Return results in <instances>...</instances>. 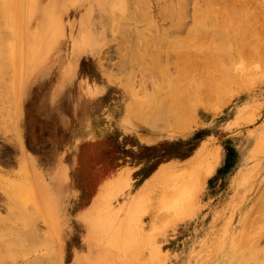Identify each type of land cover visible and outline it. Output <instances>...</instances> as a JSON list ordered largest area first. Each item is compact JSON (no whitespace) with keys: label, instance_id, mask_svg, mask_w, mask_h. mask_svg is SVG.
I'll return each instance as SVG.
<instances>
[{"label":"rangeland","instance_id":"obj_1","mask_svg":"<svg viewBox=\"0 0 264 264\" xmlns=\"http://www.w3.org/2000/svg\"><path fill=\"white\" fill-rule=\"evenodd\" d=\"M109 1L111 3H106V0L105 3L102 0H0V264H63L62 261L56 260V246L47 232V222L52 223L54 218L50 217L49 220V216L40 209L35 172L31 171L26 157L24 124L27 131L33 129L38 133L42 130L44 138L54 137V125L44 118L47 110L39 108L36 97L29 95L30 88L38 80L45 79L50 85L48 92L51 103L68 97L74 99L75 104L82 96V91L75 86L65 85L70 78L89 84L105 85L106 92L101 101L90 106L91 114L98 116L103 105L112 118L118 115L125 118L124 125L128 129L157 135H170L166 132L167 129L163 128L178 127L183 119V122L191 123L189 131L186 135L173 134L177 137L176 140L179 136L190 137L199 131L204 135L206 131L209 135L202 145L207 144L214 149L216 162L212 174V167L205 162L202 166L197 165L189 170L186 169V164L175 163L157 178L146 182L145 185L151 184L144 192L140 190L135 198L132 194L138 191L153 165L137 172V181L134 182L132 171L142 162V156L128 150L127 167L122 171L121 182L113 184L111 190L127 191L121 200L130 201L131 208L127 213V224L120 232H127L125 245L133 246L137 255L142 256L141 264H175V260L180 256H185L184 264H264V207L263 210L260 207L264 205V72L259 73L264 70V59H261L264 56V46H260L264 45V0H240L246 1L245 6V3H239V0H229L230 5L227 0V6L231 7L226 6L225 0H210L212 5L206 0H136L138 5L141 6L140 2L142 3L143 9L139 8L140 11L135 8L140 6H137L134 0ZM214 1L217 6H214ZM206 2L210 4V8L213 7L211 12H207L209 6L207 7ZM221 4H225L226 8ZM16 6L18 11L14 9ZM126 9L132 20L136 16L133 20L136 22L128 21L125 24V17L128 15ZM234 10L236 16L238 14L237 17ZM203 11L207 16L203 15ZM141 15L142 19L145 17L143 20L139 17ZM208 16L212 19L211 24ZM214 17L217 18V26ZM206 18L208 21H205ZM10 19L16 22L13 28L8 26ZM219 19L223 27H219L222 25ZM245 23H248L249 27ZM152 24L154 27H150ZM201 25L205 26L204 28L209 25L210 27L203 29ZM125 26H129L128 29H125ZM194 27L197 30H194ZM235 27L238 30H235L233 35L231 33ZM252 31H257L256 34L259 35L254 34L257 38L252 37ZM135 32H138L136 34L140 37H137ZM228 32L230 33L227 34ZM246 34L251 38V42ZM220 37L221 41L216 43L220 45L222 42L223 45L228 41L231 50L228 43L224 44L223 48L222 45L212 44ZM144 39H147L146 42ZM247 39L250 44L253 41L256 43L251 44H254L255 48L249 47V42L246 43L249 44V49L246 48L243 41ZM197 40V43L200 42L199 49L195 48L199 46ZM236 42L238 46L235 45ZM174 45L178 54L173 48ZM235 46L239 48L237 51ZM181 47L182 50L185 47L187 50L183 52ZM203 49L206 52H203ZM208 49H211L210 53ZM246 49L252 51V55L248 50L245 53ZM259 51L263 56L259 55ZM221 52L223 53L219 54ZM243 53L245 57L248 53L249 58L247 56L246 61ZM195 55H209L206 57L209 60L211 56V60L208 62L205 57L206 62L197 56L195 59ZM241 57L244 59H240V62ZM193 59L195 62H203L195 64ZM247 59L252 63H260H255L254 66ZM247 61L250 62V67ZM186 63L187 66L190 65L187 69ZM192 63L195 64L193 67ZM201 63L203 67L199 65ZM236 64V68L242 66L236 69ZM160 66L165 68L158 71ZM180 66L189 72L187 76V72L184 73ZM224 69H228L231 75L236 72L238 77H234L236 74L230 76ZM160 72L164 74L161 75ZM206 74L209 77H205ZM66 76L67 81L61 80ZM225 76L228 79H225ZM188 77H191L192 81ZM237 78L243 84V89L237 84L239 82L233 81H237ZM188 79L190 81H187ZM208 79L212 80L205 83ZM57 80L60 84L55 87ZM216 81L221 82L217 84ZM198 82H203V85L200 87ZM193 84L200 88L197 86L198 89H194ZM206 84L211 86L207 87ZM187 87H193L187 96L190 101L187 98L188 102L183 103L187 101L184 97L186 90H189H184ZM183 90L186 91L184 95ZM202 91L206 95L202 94ZM177 92L178 99L174 97L178 95ZM208 92L211 93L208 95ZM180 93L185 99L181 100ZM203 99H207L208 103L204 101V104ZM222 99L225 101L223 104ZM198 104L210 105V109L198 107ZM176 108L175 113L172 110ZM184 110H187V114H184ZM188 110L191 111L190 114ZM67 114H71V107L65 115ZM213 120L214 128L210 125ZM58 135L64 141L68 140L67 133H60L59 127ZM42 152L47 154L49 151ZM54 152L52 150L53 155ZM149 155L152 153L143 152L144 158ZM84 161L82 159V162ZM143 161L140 169L145 167L147 162L144 159ZM221 166L229 167V170L221 171ZM48 167V164H45L42 169L47 176L50 170ZM33 170L35 171L34 168ZM86 170L83 165L74 167V175L80 178L75 181L74 189L84 192L88 190L90 196L96 192L102 174H92ZM199 177L203 183L194 187ZM183 182L184 187L181 186ZM188 183L193 185L189 188L197 189L192 194V190L186 189ZM182 187L184 198L182 195L174 196L184 199L186 204L183 200L180 201L185 205L181 204L178 198V201L173 198V194ZM44 193L47 194V191ZM185 194L189 195L190 201ZM88 198L86 196L83 202L88 201ZM115 201L118 202V199L115 198ZM44 204L48 205V201ZM50 204L53 206L52 202ZM256 210H259V213ZM52 233L53 231L51 235ZM75 264L113 263L78 260Z\"/></svg>","mask_w":264,"mask_h":264},{"label":"crops","instance_id":"obj_2","mask_svg":"<svg viewBox=\"0 0 264 264\" xmlns=\"http://www.w3.org/2000/svg\"><path fill=\"white\" fill-rule=\"evenodd\" d=\"M65 79L67 81L68 77L61 78ZM59 84L57 80L55 87ZM65 85L75 86L82 91V96L75 104V100L70 99V115L57 116V120L44 116L56 129L54 137L44 138L42 130L38 133L33 129L27 131L24 124L26 157L31 171L35 172L40 209L49 216V220L50 217L54 218L52 223L47 222V232L56 246V260L62 261L63 264H75L78 260L141 264L142 256L137 255L133 246L125 245L127 232H120L127 224V213L131 208L130 201L121 200L127 191L111 190L113 184L121 182L122 171L127 167L128 150L142 156V162L132 171L134 182L137 181V172L153 165L138 191L132 194L135 198L145 183L158 177L162 170L175 163L188 164L209 135L206 131L205 135L199 131L190 137L179 136L176 140L177 137L171 133L157 135L128 129L124 125L125 118L121 115L112 118L103 105L98 116L89 112L91 104L101 101L105 95V85L89 84L74 78H70ZM58 127L60 133H67V141L58 135ZM143 136L151 141H144ZM44 150L49 152L44 154ZM52 150L55 151L54 155ZM143 152H151L152 155L144 158ZM82 159L85 161L82 162ZM143 159L147 162L145 167L140 169ZM50 162L54 165L53 176L45 175L42 170L43 166ZM76 165L86 166V171L92 174H102L94 194L88 196V190L84 192L74 189L75 181L80 180L74 175ZM220 170H229V167L221 166ZM88 180L91 181L90 178ZM88 186L90 188V185ZM44 191H47V194ZM86 196L89 197L88 201L83 202ZM46 200L48 205L44 204Z\"/></svg>","mask_w":264,"mask_h":264},{"label":"bare ground","instance_id":"obj_3","mask_svg":"<svg viewBox=\"0 0 264 264\" xmlns=\"http://www.w3.org/2000/svg\"><path fill=\"white\" fill-rule=\"evenodd\" d=\"M102 1H103V3H105L104 0H102ZM126 1H127V0H126ZM134 1H136V0H134ZM139 1H141V0H139ZM206 1H208V3L210 2L211 5H212V2H211L212 0H211V1H210V0H206ZM215 1H216V0H215ZM215 1H214V2H215ZM219 1H221V0H219ZM222 1H223V0H222ZM228 1H229V0H228ZM232 1H235V0H232ZM242 1H244V0H242ZM242 1L240 2V0H239V3H243V4H244V3L246 2V1H245V2H242ZM141 2H143V0H142ZM141 2H140V4H141V6H140V5H138V2L136 1L137 6H140V7H135V8H137L139 11H140L139 8H142V3H141ZM204 2H205V1H204ZM226 2H227V0H225V4H226ZM229 2H230V3H229ZM229 2H227V4L229 3V4L231 5V1H229ZM247 2H249V1L247 0ZM106 3H111V2H110L109 0H106ZM206 3H207V2H206ZM206 3H205V5H204V4H203V5L206 6V5L208 4V3H207V4H206ZM223 3H224V2H223ZM234 3H235V2H234ZM236 3H238V1H237ZM236 3H235V4H236ZM239 3H238V4H239ZM213 4H214V3H213ZM215 4H216V2H215ZM225 4H224V6H223V4H221L222 7H225V8H226L227 4H226V6H225ZM209 5H210V4H208L207 7H208ZM221 5H219V6H221ZM230 5H228V6H230ZM245 5H246V3L244 4V6H245ZM135 6H136V5H135ZM214 6H217V4L214 5ZM219 6H218V7H219ZM228 6H227V7H228ZM232 6H234V5L232 4ZM244 6H243V7H244ZM16 7H17V8H14V9H17V11H18V6H16ZM126 7H127V6H126ZM230 7H231V6H230ZM234 7H236V5H235ZM234 7H233V8H234ZM239 7L241 8L242 6H239ZM239 7H238V8H239ZM205 8H206V7H205ZM208 8H209V10L207 9V12H209L210 9L213 10V7L210 8V6H209ZM214 8H215V7H214ZM225 8H224L223 10H225ZM142 9H143V8H142ZM171 9H172V8H171ZM171 9H169V10H171ZM174 9H176V8H174ZM203 9H204V8H203ZM216 9H217V8H216ZM241 9H243V8H241ZM135 10H136V9H135ZM138 10H137V11H138ZM196 10H197V9H196ZM214 10H215V9H214ZM235 10H236V9H235ZM235 10H234V14L236 13ZM243 10H244V9H243ZM179 11H180V10H179ZM197 11H198V10H197ZM205 11H206V10H205ZM237 11H239V9H238ZM15 12H16V11H15ZM126 12H127V14H128V10H127V9H126ZM126 12H125V13H126ZM143 12H144V11H143ZM145 12H146V11H145ZM198 12H199V11H198ZM201 12H202V11H201ZM203 12H204V11H203ZM210 12H211V11H210ZM215 12H216V11H215ZM217 12H218V11H217ZM231 12H232V9H231ZM199 13H200V12H199ZM204 13H205V12H204ZM237 13H238V12H237ZM244 13H245V12H244ZM119 14H121V13H119ZM130 14H131V12H130ZM134 14H136V13H134ZM134 14H133V15H134ZM145 14L147 15V13H145ZM200 14H201V13H200ZM206 14H207V13H205V14H203V15H206ZM208 14L210 15L211 13H208ZM215 14H216V13H214V15H215ZM221 14H222V13H221ZM221 14H220V15H221ZM242 14H243V13H242ZM125 15H126V14H124V16H125ZM131 15H132V14H131ZM137 15H138V14H137ZM139 15H140V14H139ZM195 15H196V14H195ZM214 15H213V16H214ZM225 15H226V14H225ZM128 16H129V14L125 17V18H126V19H125V24H126L128 21H133V20H135V17H136V16H135V17L133 16L134 19L132 20V19L130 18V16H129V17H128ZM206 16H207V15H206ZM213 16H212V18H213ZM215 16H217V15H215ZM218 16H219V14H218ZM218 16H217V17H218ZM237 16H238V14H237ZM237 16H236V14H235V17H237ZM243 16H244V15H243ZM139 17L141 18L142 15L139 16ZM139 17H138V18H139ZM196 17H198V16H196ZM200 17H201V16H200ZM209 17H210V16H208V18H209ZM144 18H145V17L143 16V19H144ZM204 18H205V16H204ZM208 18H206L207 20H205V19H204V20H205V21H208ZM215 18H216V17H214V19H215ZM223 18H224V17H223ZM226 18H227V16H226ZM226 18H225V19H226ZM242 18H243V17H242ZM244 18H245V16H244ZM129 19H131V20H129ZM143 19L141 18V20H143ZM210 19H211V17L209 18V24L212 23V21L210 22ZM227 19H229V18H227ZM236 19H237V18H236ZM236 19H235V20H236ZM239 19H240V18H239ZM247 19H249V18H247ZM14 20L16 21V19H14ZM123 20H124V19H123ZM123 20H122V21H123ZM141 20H140V21H141ZM211 20H212V19H211ZM221 20H222V19H221ZM240 20H241V19H240ZM240 20H238V21H240ZM7 21H8V20H7ZM148 21H149V20H148ZM214 21H215V25H216V23H217V18H216ZM218 21H220V19H219ZM224 21H225V20H224ZM245 21H247V20H245ZM245 21H244V22H245ZM133 22H136V21H133ZM137 22H138V21H137ZM145 22L147 23L146 19H145ZM145 22H144V23H145ZM228 22H230V21L228 20ZM240 22H241V21H240ZM240 22H239V24H240ZM15 23H16V22H14L13 20L10 19V20L8 21V26L11 27V28H13V26H14ZM142 23H143V22H142ZM205 23H206V22H205ZM207 23H208V22H207ZM220 23L222 24L221 21H220ZM224 23H225V22H224ZM248 23H249V22H248ZM248 23H247V24H248ZM133 24H134V23H133ZM136 24H137V23H136ZM138 24H139V23H138ZM140 24H141V23H140ZM218 24H219V22H218ZM226 24H227V23H226ZM231 24H232V23H231ZM245 24H246V23H245ZM247 24H246V25H247ZM153 25H154V24L150 25V27L153 26ZM177 25H178V24H177ZM194 25H196V24H194ZM213 25H214V24H213ZM228 25L230 26V23H228ZM216 26H217V25H216ZM218 26H219V25H218ZM247 26H248V25H247ZM247 26H246V27H247ZM118 27H119V29H120V26H118ZM118 27H117V29H118ZM128 27H129V26H128ZM128 27L125 26V29H128ZM153 27H154V26H153ZM196 27H197V25H196ZM201 27H203V26L201 25ZM204 27H205V26H204ZM204 27H203V29H206V28H209L210 25H209V27H206V28H204ZM212 27H213V26H211V28H212ZM219 27H223V24H222L221 26H219ZM226 27H227V26H226ZM248 27H249V26H248ZM147 28H149V27H147ZM198 28H199V27H198ZM213 28H214V27H213ZM217 28H218V27H217ZM230 28H231V26H230ZM230 28H229V29H230ZM235 28H236V27H235ZM250 28H251V27H250ZM119 29H118V30H119ZM227 29H228V28H227ZM229 29H228V30H229ZM194 30H197V29H195V27H194ZM199 30H200V29H199ZM208 30H209V29H208ZM208 30H205V32L208 31ZM222 30H223V29H222ZM235 30H238V28L232 30V31H234V32L231 33V34L234 35V34L236 33ZM241 30H243V28H242ZM247 30L249 31L250 29H247ZM253 30H254V29H253ZM119 31H121V30H119ZM140 31H141V32H140ZM140 31H139V32H140L141 35H142V30L140 29ZM149 31H150V30H149ZM151 31H152V30H151ZM232 31H231V32H232ZM198 32H199V31H198ZM213 32H214V31H213ZM213 32H212V34H215V33H213ZM225 32H226V30H225ZM241 32L243 33V31H241ZM241 32L239 31V33H241ZM252 32H253V34H251L252 37L254 36V34H255L256 36L259 35V34H256L257 31H256V32H255V31H252ZM252 32H251V33H252ZM254 32H255V33H254ZM136 33H138V32H135V34H136ZM202 33H203V32H202ZM207 33H208V32H207ZM209 33H210V32H209ZM209 33H208V34H209ZM229 33H230V32H228L227 34H229ZM242 33H241V34H242ZM249 33H250V32H249ZM196 34H197V31H196ZM210 34H211V33H210ZM218 34H220V33L218 32ZM225 34H226V33H225ZM136 35H137V37H140V36H138V34H136ZM144 35H146V34H144ZM246 35H247V37L249 38V35H248V34H246ZM217 36H218V35H217ZM217 36H215V37H217ZM228 36H229V35H228ZM231 36H232V35H231ZM231 36H230V38H231ZM260 36H261V35H260ZM145 37H146V36H145ZM148 37H150V36H148ZM215 37H214V38H215ZM221 37H222V34H221ZM221 37L218 38V39H216L215 43H212V44H213V45H214V44H218V43H216V42H217L218 40H220ZM241 37H242V36H241ZM258 37H259V36H258ZM143 38H144V37H143ZM254 38H257V37L254 36ZM138 39H139V38H138ZM140 39H141V38H140ZM233 39H235V37H234ZM240 39H241V38H239V40H240ZM249 39H250V42H251V38H249ZM258 39H259V38H258ZM258 39H256V40H258ZM141 40H142V39H141ZM141 40H140V41H141ZM144 40H145V42H146L147 39H144ZM150 40H151V39H150ZM195 40H196V39H195ZM195 40H194V41H195ZM222 40H223V39H222ZM225 40H228V39H225ZM239 40H238V41H239ZM252 40H254V39H252ZM263 40H264V39H263ZM220 41H221V40H220ZM223 41H224V40H223ZM241 41H242V40H241ZM261 41H262V39H261ZM151 42H152V41H151ZM197 42H198V40L196 41V43H197ZM212 42H214V41H212ZM229 42H230V41H229ZM243 42L245 43L246 48L249 49V47H252V46H253L252 48H255L254 46L256 45V43H255L254 41H253V42L255 43V45H254V44L251 45L253 42L250 44V42H249L248 39H247V41L244 40ZM243 42H242V43H243ZM248 42H249V44H250L249 47H247L249 44H248V45L246 44V43H248ZM143 43H144V42H143ZM148 43H150V42H148ZM194 43H195V42H194ZM196 43H195V45H196ZM199 43H200V42H199ZM199 43H197V46H198ZM201 43H202V41H201ZM227 43H228V41L225 42L224 44H227ZM239 43H240V42H239ZM261 43H262V42H261ZM202 44H204V43H202ZM224 44H223V45H224ZM180 45H181V44H180ZM180 45H179V46H180ZM204 45H205V44H204ZM218 45H219V44H218ZM218 45H217V47H218ZM220 45H222V42H221ZM220 45H219V46H220ZM223 45H222V48H223ZM230 45H231V44L228 43L229 49H230V47H231ZM235 45H237V42H236ZM239 45H240V44H239ZM150 46H152V45H150ZM153 46H154V45H153ZM181 46H182V45H181ZM192 46H193V45H192ZM214 46H215V45H214ZM237 46H238V45H237ZM240 46H241V45H240ZM258 46H259V44H258ZM260 46L262 47V46H264V45H260ZM176 47H178L177 44H176ZM176 47H175V45L173 46V48H175V52L177 51ZM205 47H206V46H205ZM225 47H227V45H226ZM235 47H236V46H235ZM261 47H260V49H261ZM195 48H198V49H199V48H200V44H199L198 47H195ZM213 48H214V47H213ZM227 48H228V47H227ZM227 48H226V49H227ZM231 48H232V47H231ZM252 48H251V49H252ZM183 49H184V48H183ZM185 49H186V47H185ZM185 49H184V50H185ZM198 49H197V50H198ZM205 49L207 50V47H206ZM214 49H215L214 51H216V48H214ZM238 49H239V48L236 47V51H237ZM243 49H245V48H243ZM243 49H242V50H243ZM248 49L245 50V53L248 52V51H250V50H248ZM263 49H264V47L262 48V50H263ZM178 50H179V49H178ZM180 50L184 52V50H182V47L180 48ZM186 50H187V49H186ZM210 50H211V49H210ZM210 50L208 49V52H209ZM218 50H219V47H218ZM230 50H231V49H230ZM247 50H248V51H247ZM253 50H254V49H252V51H253ZM173 51H174V50H173ZM200 51H201V50H200ZM200 51H198V52H200ZM204 51H205V50L203 49V52H204ZM252 51H250L249 54H250ZM256 51H257V49H256ZM198 52H197V53H198ZM205 52H206V51H205ZM219 52H220V50H219ZM223 52H225V51H223ZM223 52H221V53H219V54H222ZM241 52H242V51H241ZM253 52H255V50H254ZM259 52H260V51H259ZM262 52H264V51H262ZM176 53H177V52H176ZM185 53H186V51H185ZM185 53H183V54H185ZM209 53H210V52H209ZM212 53H213V52H212ZM212 53H211L210 55H212ZM237 53H238V52H237ZM255 53L257 54V52H255ZM177 54H178V53H177ZM187 54H188V53H187ZM187 54H185V55H187ZM201 54H202V51H201ZM217 54H218V53H217ZM217 54H214V56H215V55L217 56ZM260 54H262V53L260 52L259 55H260ZM197 55H199V54H197ZM197 55H195V59H197V57H198V59L202 57V56L200 57V56H197ZM243 55H244V53H243ZM246 55L248 56V53H247ZM250 55H252V54H250ZM259 55H258V56H259ZM196 56H197V57H196ZM206 56H207V55H206ZM206 56H205V57H206ZM208 56H209V55H208ZM208 56H207V57H208ZM214 56H213V58H214ZM216 56H215V57H216ZM218 56H219V55H218ZM226 56H227V55H226ZM247 56H246V57H247ZM253 56H255V55L253 54ZM262 56H263V54H262ZM181 57H182V56H181ZM205 57H202V58L205 59V61H206V58H207V57H206V58H205ZM223 57H225V56H223ZM243 57H245V55H244ZM243 57L239 58V60H240V59H244ZM246 57H245V60H244V61H246ZM259 57H260V56H259ZM178 58L180 59V57H178ZM213 58H212V60H214ZM228 58H229V57H228ZM231 58H233V57H231ZM248 58H249V56H248ZM256 58H257V57H256ZM181 59H182V58H181ZM229 59H230V58H229ZM252 59H253V58H252ZM257 59H258V58H257ZM257 59H256V60H257ZM261 59L263 60V59H264V56H263V58H261ZM193 60H194V59H193ZM209 60H211V56H210V59H209ZM209 60H208V58H207V61H208V62H210ZM233 60H234V58H233ZM247 60L249 61L250 59H247ZM262 60H259V61H262ZM200 61L203 62L202 60H200ZM200 61H199V62H200ZM207 61H206V62H207ZM248 61H247V62H248ZM250 61H251V60H250ZM263 61H264V60H263ZM178 62H179V61H178ZM192 62H193V61H192ZM196 62H198V61H196ZM196 62H195V60H194V63H195V64H196ZM199 62H198V63H199ZM213 62H214V61H213ZM238 62H239V61H238ZM240 62H241V60H240ZM240 62H239V63H240ZM179 63H180V62H179ZM189 63H190V62H189ZM194 63H192L191 66H192ZM211 63H212V61H211ZM249 63H250V62L247 63L248 66H249ZM251 63H252V61H251ZM255 63H256V62H255ZM255 63H252V64L254 65ZM258 63H260V62H258ZM258 63H256V65H258ZM262 63H263V62H262ZM177 64H178V63H177ZM180 64H181V63H180ZM180 64H178V65H180ZM195 64H194V65H195ZM237 64H238V63H237ZM237 64L235 65V68H236ZM245 64H246V63H245ZM252 64H250V65H252ZM182 65H183V64H182ZM197 65H198V64H197ZM199 65H202V67H203V64H202V63L199 64ZM232 65H234V64H232ZM239 65H240V64H239ZM239 65H238V66H239ZM260 65H261V64H260ZM189 66H190V65H189ZM189 66H187V63H186V66H185L186 68H185V69H187V67H189ZM211 66H214V65L211 64ZM241 66H242V65H241ZM241 66H239V67H241ZM254 66H255V65H254ZM254 66H253V67H254ZM163 67H164V66H163ZM163 67L160 66V67H159L160 70H158V69H157V70H158V71H162V70L165 68V67H164V68H163ZM181 67H182V68H181ZM192 67H193V66H192ZM192 67H191V68H192ZM194 67H195V66H194ZM199 67H201V66H199ZM202 67H201V68H202ZM239 67H237V68H239ZM249 67H250V66H249ZM261 67H262V66H261ZM263 67H264V66H263ZM263 67H262V69H263ZM161 68H163V69H161ZM180 68L182 69V71H184V73L187 72V70H186V71L183 70V66H180ZM191 68H190V69H191ZM237 68H236V69H237ZM246 68H247V67H246ZM190 69H188V70H190ZM206 69H207V68H205V70H206ZM222 69H223V68H222ZM241 69H242V68H241ZM255 69H256V67H255ZM201 70H202V69H201ZM224 70H225V71H228V69H227V70L224 69ZM230 70H231V69H230ZM234 70H235V69H234ZM234 70H233V71H234ZM244 70H245V69H244ZM249 70H250V69H249ZM260 70H261V69H260ZM190 71H191V70H190ZM209 71H210V70H209ZM209 71H205V72H209ZM247 71H248V70H247ZM192 72H193V70H192ZM221 72H222V71H221ZM238 72H239V70H238ZM238 72H237V73H238ZM252 72H253V71H252ZM260 72H264V70H263V71H262V70L259 71V73H260ZM160 73H161V72H160ZM181 73H182V72H181ZM188 73H189V72L186 73V76H187ZM190 73H191V72H190ZM193 73H194V72H193ZM228 73H230V72L228 71ZM228 73H227V76H229V75H230V76H234V74H236V72H233V73H234L233 75H231L232 73H230V74L228 75ZM248 73H249V72H248ZM256 73H257V72H256ZM162 74H164V73H161V75H162ZM203 74H204V73H203ZM225 74H226V73H225ZM239 74H241V70H240V73H239ZM260 74H261V73H260ZM182 75L184 76V74H181V76H182ZM213 75H214V74H213ZM213 75H210V76L213 77ZM247 75H248V74H246V77H247ZM251 75H252V74H251ZM258 75H259V74H257V76H258ZM192 76H193V74H192ZM204 76H205V75H204ZM207 76L209 77L208 74H206L205 77H207ZM227 76H225V79H228V78H226ZM230 76H229V77H230ZM254 76H256V75L254 74ZM184 77H185V76H184ZM184 77H183V78H184ZM223 77H224V75H223ZM223 77H222V78H223ZM234 77H238L237 74H236ZM234 77H232V78H234ZM252 77H253V75H252ZM188 78H189V77H188ZM190 78H191V77H190ZM190 78H189V79H190ZM217 78H220V77H217ZM189 79H188L187 81H190V80L192 81V79H190V80H189ZM193 79H194V78H193ZM203 79H204V78H203ZM223 79H224V78H223ZM223 79H222V80H223ZM235 79H236V78H235ZM255 79H256V78H255ZM255 79H254V80H255ZM200 80H201V79H200ZM211 80H212V79H211ZM211 80L208 79L207 82H205V83H209L208 81H211ZM216 80H217V79H216ZM239 80H240V79L237 78V81H236V80H233V81H235V82H239ZM197 81H199V80H197ZM197 81H196V82H197ZM202 81H203V80H202ZM213 81H214V80H213ZM230 81H232V80H230ZM233 81H232V84H234ZM203 82H204V81H203ZM203 82H202V84H200V82H198L197 84H200L199 86L201 87V86L203 85ZM220 82H221V81H218V83H217V81H216L217 84H219ZM223 82H225V81L223 80ZM226 82L228 83V81H226ZM242 82H243V81H242ZM211 83H212V82H211ZM227 83H226V84H227ZM230 83H231V82H230ZM235 84H236V83H235ZM237 84H240L241 89L244 88V87L242 88V86H243L242 83L239 82V83H237ZM193 85H194V89H196V87L198 86V85L195 86V84H193ZM206 85H207V87H208L209 85L211 86V84H209V85L206 84ZM190 86H192V85H190ZM199 86H198V87H199ZM212 86H215V85H212ZM216 86H217V85H216ZM216 86H215V87H216ZM220 86H221V85H220ZM238 86H239V85H238ZM49 87H50V85L45 81V79H40V80H38L37 82H35V83L33 84V86L30 88V93H29V95L31 94L32 96L36 97V99H37V101H38V103H39L38 106H39L40 109H42V108H46V110H47V111H46V112H47V116H48L49 118L57 120V119H56L57 116H58V117H64L65 114H66V112L69 111V109H70V107H71V102H70V99H69L68 97H66V98L63 97V98L58 99L54 104L51 103V101H50V97H49V92H48V88H49ZM198 87H197V89H198ZM200 87H199V88H200ZM204 87H205V84H204ZM207 87H206V88H207ZM221 87H222V86H221ZM192 88H193V87H191V88L187 87V88L184 89V90L189 89V90H186L188 93H187L186 91H184V90L182 91V93H183L182 95H184V92H186V95L184 96V97H186V99H185V98L181 95V93H180V95L182 96V97H181V100H182V99L187 100V98H188L187 96H189L188 94L190 93V91H191L190 89H192ZM238 88H239V87H238ZM209 89H210V88H209ZM213 89H214V88H213ZM213 89H211V90H213ZM215 89H216V88H215ZM201 90H202V89H201ZM204 90H205V89H204ZM211 90H210V91H211ZM238 90H240V89H238ZM194 91H195V90H194ZM206 91H209V90H206ZM206 91H205V92H206ZM214 91H215V90H214ZM241 91H242V90H241ZM179 92H181V91H179ZM199 92H200V91H199ZM192 93H193V92H192ZM192 93H191V94H192ZM206 93H207V92H206ZM210 93H211V92H208V95H209ZM177 94H178V95H177ZM197 94H198V93H197ZM202 94H204V91H202ZM202 94H200V95H202ZM216 94H217V93H216ZM176 95H177V96H174V97H176V98L179 97V93H178V92L176 93ZM200 95H198V96H200ZM204 95H206V94H204ZM202 97H204V96H202ZM177 99H178V98H177ZM179 99H180V98H179ZM188 99H189V98H188ZM201 99H202V98H201ZM181 100H179V102H181ZM206 100H207V99H206ZM206 100L203 99V102L206 101ZM222 100H223V99H222ZM37 101H36V102H37ZM176 101L178 102V100H176ZM189 101H190V99H189ZM200 101H201V100H200ZM186 102H188V100L185 101V102H183V103H186ZM206 102L208 103V101H206ZM206 102H204V104H205ZM223 102L225 103V101L223 100L221 104H223ZM200 103H201V102H200ZM218 103H219V102H218ZM177 104H178V103H177ZM188 104H189V103H188ZM196 104H197V103H196ZM204 104H198V107H203V108L209 110V109H210V107H209L210 105H209V106H206V105H204ZM209 104H212V103H209ZM216 104H217V103H216ZM224 105H225V104H224ZM188 106H189V105H188ZM191 106H192V105H191ZM186 107H187V105L185 106V108H186ZM177 108H178V107H177ZM177 108L174 109V110H172V111L176 113L175 110H177ZM185 108H184V109H185ZM211 108H212V107H211ZM172 109H173V108H172ZM186 109H187V108H186ZM188 109L190 110L189 107H188ZM192 109H193V108H192ZM192 109H191V111H192ZM214 109H215V106H214ZM178 110H179V109H178ZM189 110H188V113H189V112L191 113V111H189ZM132 111H133V110H132ZM184 111H185V112H184V114H185V113L187 112V110H184ZM177 112H178V111H177ZM179 112H180V111H179ZM175 113H174V114H175ZM181 113H182V112H181ZM190 113H189V114H190ZM171 114H172V113H171ZM178 114H179V113H178ZM186 114H187V113H186ZM189 114H188V115H189ZM180 115H181V114H180ZM176 116H177V115H176ZM58 117H57V118H58ZM172 117H173V114H172ZM177 117H178V116H177ZM183 118H184V116H183ZM178 120H179V119H178ZM185 120H186V118H185ZM188 120H189V119H188ZM156 121H157V120H156ZM155 123H156V122H155ZM181 123H182V124H181ZM190 124H191V123H190ZM190 124H189V123H186V121L183 122V119H182V121L179 122L178 127H170V128H166V127H164L163 129H167V130H166L167 133H171V134H183V135H186V134L188 133V131H189V130H188V127L190 126ZM210 125L214 128V126H213V125H214V120H213V122L210 123ZM152 127H153V126H152ZM154 128H155V127H154ZM154 128H152V129H153V130H156V129H154ZM152 129H151V130H152ZM157 130H158V129H157ZM190 130H191V129H190ZM162 131H163V130H162ZM164 131H165V130H164ZM141 134H142V133H141ZM146 135H147V134H146ZM161 135H162V134H161ZM156 139H158V138H156ZM143 140L146 141V142H150V141H151L150 138H147V137H145V136H143ZM218 153H219V152H218ZM218 155H219V154H218ZM218 155H217V156H218ZM203 162H205L207 165H210V166L212 167V170H211V172H210V174H212V173L214 172V162H216V156L214 155V149H213V147H211L210 145H207V144H206V145L204 144V146L202 145V147L198 148V150H197V152L195 153V155L193 156V158L188 162V164H186V169H188V170H189L190 168H193V169H194L195 167H197V165H198V166H202V165H203ZM215 165H216V164H215ZM48 166H49L48 169L50 168L48 176H53V174L55 173L54 170H53L54 165L51 164V163H49ZM174 167H175V166H174ZM165 168H167V167H165ZM166 170H167V169H166ZM191 170H192V169H191ZM163 171H164V170H162V172H163ZM182 172H183V171H182ZM160 173H161V172H160ZM160 173H159V174H160ZM178 173H179V172H178ZM180 173H181V172H180ZM172 177H173V176H172ZM201 177H202V176H201ZM201 177H199L200 179H197L198 182H195L194 187L200 186V185L203 183V180L201 179ZM156 178H157V176H156ZM184 178H185V176H184ZM192 179H193V178H192ZM187 181H189L188 178H187ZM150 184H151V183L146 184V185L143 187V189H142L141 192H144V190L146 189V187H148ZM188 184H189V183H188ZM179 185H181V184H179ZM184 185H185V183L183 182L181 186L184 187ZM186 186H188V185H186ZM191 186H193V185H191ZM191 186H190V184H189V186H188L186 189H190V190H192V191H191V194H192L193 191H194L196 188L191 189V188H192ZM178 187H179V186H178ZM183 187H182L181 190H179L177 193H174L173 196H174V195L179 196V195H182V193H183V195H184L185 192L182 190V189H184ZM189 187H191V188H189ZM175 188H176V187H174V189H175ZM196 190H197V189H196ZM195 193H196V191H195ZM195 193H194V194H195ZM170 194H171V193H170ZM188 194L190 195V192H189ZM183 195H182V197H183ZM189 195L185 194V196H187L188 199H189L188 201H190V197H189ZM173 196H171V197L169 196V197L172 198ZM176 196L173 197V198H175L174 201H175V200L178 201L177 198L179 199V197H176ZM183 198H184V197H183ZM191 198H192V197H191ZM167 199L170 200L169 198H167ZM180 200H183V202H184V199L180 198V199H179V202H181V204H182L183 202L180 201ZM179 202H178V203H179ZM186 202H187V200H186ZM174 203H175V202H174ZM174 203H173V204H174ZM184 203H185V202H184ZM184 203H183V204H184ZM188 203H189V202H188ZM173 204H171V205H173ZM176 204H177V202H176ZM176 204H175V207H176ZM185 204H186V203H185ZM185 204H184V205H185ZM163 205H165V204H163ZM181 206H182V205H180V207H181ZM257 206H258V205H257ZM164 207H165V206H164ZM168 207H169V206H168ZM171 207H173V206H171ZM175 207H174V208H175ZM183 207H184V206H183ZM260 207H261L262 210H263L264 205H263V206H260ZM166 208H167V207H166ZM178 208H179V207H178ZM257 208H259V207H257ZM261 208H259V209H261ZM163 209H164V208H163ZM168 209H170V207H169ZM168 209H167V210H168ZM171 209H173V208H171ZM175 209H176V208H175ZM175 209H174V210H175ZM256 211H257V210H256ZM258 211H259V210H258ZM258 211H257V212H258ZM263 211H264V210H263ZM255 213H256V212H255ZM258 213H259V212H258ZM254 219H256V218H254ZM253 222L255 223V221H253ZM256 229H257V228H256ZM185 260H186V259H185V256H180L179 259H176V260H175V264H184Z\"/></svg>","mask_w":264,"mask_h":264}]
</instances>
